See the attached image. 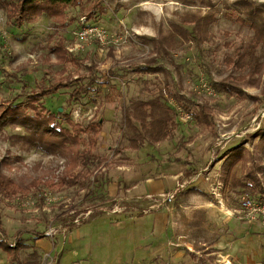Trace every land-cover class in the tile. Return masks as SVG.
I'll use <instances>...</instances> for the list:
<instances>
[{
	"label": "rangeland",
	"instance_id": "obj_1",
	"mask_svg": "<svg viewBox=\"0 0 264 264\" xmlns=\"http://www.w3.org/2000/svg\"><path fill=\"white\" fill-rule=\"evenodd\" d=\"M79 2V6L67 11L68 22L73 19L67 28H60L58 21L47 16L34 24L12 27L7 11L0 7V115L11 103L27 108L28 96L56 83L64 67V76L95 79L90 91L79 100L69 101L71 88L42 98L40 104L59 116L69 114L74 123L84 128L90 122L98 123L101 134L95 153L102 160L88 189L45 183L52 174L62 171L66 161L17 140L15 136L25 134L20 126L8 125L1 130L2 172L23 186L39 178L43 181L19 195L0 197V228L5 231L0 240L16 247L17 232L22 231L20 240L26 245L16 257L0 249V264H160L159 260L130 259L134 248L133 243L127 245L126 236L133 224L116 226L111 219L131 212L144 216L156 205L154 198H130L124 191L109 196L105 187L121 178L133 154L124 150L125 108L131 102L156 97L174 109L178 123L175 137L168 139L171 143L165 150L172 153L190 149L185 159L198 169L188 171L186 187L181 190L186 192L188 186L202 179L198 188L193 186L201 195L194 194L193 202L187 203L189 199L183 192L174 204L178 210L179 203L189 204L190 210L197 204H204L206 209L203 219L207 237L194 234L197 243H192L191 253L186 251L194 257L187 256L176 264H264V141L256 137L264 129V74L259 83L245 80L240 86L242 96L219 93L212 87L234 71L226 59L234 58L237 50L254 37L248 6L264 10V0ZM207 15L211 19L199 44L192 36L184 40L176 33L174 25L192 32L195 23L191 17ZM239 18L247 24H241ZM86 27L104 34L79 35ZM171 34L175 38L167 48L169 56L157 55L155 42ZM59 37L65 40L77 65L57 63L51 47ZM258 55L264 57V47L259 48ZM145 67H159L162 71L146 72L142 70ZM113 86L120 98L115 96V101L108 103L107 95ZM203 106L211 109L210 126L196 124L192 116ZM188 144H192L190 148ZM240 144L245 159L236 166L233 176L248 184L249 173L256 175L261 188L255 194L233 186L232 179L226 181L221 164L217 168L221 178L213 167L224 153ZM216 186L220 188L217 196L206 191ZM245 199L252 203L250 210L243 206ZM210 202L214 205L207 208ZM222 203L224 211L228 209L233 217L228 218L227 226L219 224L225 216ZM203 239L206 246L202 245ZM210 252L214 254L205 256Z\"/></svg>",
	"mask_w": 264,
	"mask_h": 264
},
{
	"label": "trees",
	"instance_id": "obj_2",
	"mask_svg": "<svg viewBox=\"0 0 264 264\" xmlns=\"http://www.w3.org/2000/svg\"><path fill=\"white\" fill-rule=\"evenodd\" d=\"M241 2L247 5L246 2ZM79 5V0H0V7L7 11L10 25L17 28L23 24H34L42 16H47L58 21L60 28H67L73 23V19L68 22L67 11L70 7H77ZM98 6L99 3H96L95 7ZM248 7L249 11L247 14L251 17L250 29H252L254 37L248 45L237 50L234 58L226 59V64L232 67L234 71L223 80L212 84L216 92L242 96L244 94L240 87L242 83L247 79L249 83H259L260 78L264 74V57L258 55L259 48L264 47V16H262L264 10L253 8L252 6ZM102 12H104V9H102ZM88 18H92V16L89 15ZM209 19H211L210 15L202 18L192 16L191 22L195 23L192 32H188L178 25H174V28L176 29V33L180 34L184 40H188L189 36H192L193 40L199 44L203 41L204 37L202 35L209 26ZM238 20L244 25L248 22L241 18ZM184 22L190 23L186 19ZM78 25L80 26V24ZM174 38L175 36L171 34L158 39L155 42L154 48L157 55L160 54V56L165 55L168 57L167 48L171 47V42ZM64 41L63 38L59 37L51 47L52 53L56 56L57 63L64 66L68 64L77 65V60L70 55L64 45ZM65 70L64 67L61 71L63 74L56 83L49 87L40 88L37 93L29 95L27 108L22 104L11 103L7 105L0 115V132L8 125L20 126L23 128L25 134L21 135V137L15 136L17 140L66 161L62 171L58 172V175L52 174L44 181L45 183L55 184L54 182H57V185L63 187L85 190L89 188L91 177L102 161L99 155L95 153L101 134L99 124L90 122L84 128L81 124L74 123L70 119L69 114L63 113L59 116V114L48 112L40 104L42 98L55 95L63 89L71 88L73 90L69 93V101L79 100L96 83L95 79L89 80L83 77L73 79L70 74L64 76ZM142 70L146 72L162 71L159 67L156 69L145 67ZM239 70H245L246 73L239 74L236 72ZM256 77L258 79H255ZM110 93L106 99L108 103H113L115 96L120 98V94L114 86L110 87ZM186 110L189 109L186 108ZM210 111L209 107L203 106L199 111L194 112L192 116L196 124L210 126ZM123 118L126 129L124 139L127 142L124 150L138 151L144 148L145 144L155 146L160 142L175 137L178 129L174 109L161 97L148 101L131 102L129 107L125 108ZM256 137H261L260 141H264V129L259 131ZM242 146L243 144H240L231 148L220 159V161L224 160L222 166L223 175L226 181L232 179L233 186H242L245 190L255 194V190L261 188L256 175L249 173L248 180L250 183L248 184L242 183L233 176L236 166L244 162L245 159L244 148ZM42 181L43 179L39 178L23 186L5 175L0 168V197L19 195L25 189L30 190L33 187H38ZM22 234V231L17 232L16 247H13L5 239L0 240V249L16 257V254L21 249L26 248V245L20 240ZM0 235L5 236V231L2 228H0ZM39 236L43 237L41 234ZM34 254L36 256V253Z\"/></svg>",
	"mask_w": 264,
	"mask_h": 264
},
{
	"label": "crops",
	"instance_id": "obj_3",
	"mask_svg": "<svg viewBox=\"0 0 264 264\" xmlns=\"http://www.w3.org/2000/svg\"><path fill=\"white\" fill-rule=\"evenodd\" d=\"M170 143L171 141L165 140L155 146L146 144L144 148L138 151L126 150L133 154L124 167L125 173L120 172V179L122 180L119 179L120 181H115V183L112 180L105 185L109 196H117L121 191H124L130 198L153 197L156 200V202L152 201L156 205H154L151 212L144 213V216L131 212L132 214L126 213L111 218L115 221L116 226H126L128 223L133 224V229H130L126 236L127 245L131 246L130 244L133 243L131 247L134 248L133 257L130 259H138V261L159 260L160 264H176V262L178 263L190 256L193 251L192 243H197L194 240L196 236L202 233L207 237V232L204 230L208 229L203 219L206 210L204 209V204L193 206L192 211L189 204H187L193 202L194 194L201 195L193 186L198 188L197 184L202 179L198 180L194 185L188 186L186 192L182 191V189L178 193L177 196H181L180 194L185 192L183 196L187 195L185 199H189L186 204L180 205L179 203L177 205L181 208L180 210L174 204L177 200L168 205L160 203L161 195L173 192L181 185L186 187L184 181L188 177V171L198 170L195 165L185 159L190 149H187L188 152L184 149L180 152L176 150L170 153L165 150V146ZM192 144H188L187 148H190ZM219 161L220 159L213 166L214 168L217 169L221 164L222 169L224 161ZM117 169H122V167H117ZM217 170V176L221 178V171L220 169ZM214 187L205 190L209 194L213 193V195L217 196V193H220L218 191L220 188L216 186L214 189ZM213 205L210 202L207 208H211ZM222 205H224V208H221L223 210L221 212H224L225 216L221 218L219 224L220 226L223 224L227 226V224H230L228 218L233 217L228 214V209L224 211L225 204L222 203ZM181 215H183V218H181ZM202 242V245L206 246V240L203 239ZM186 251L190 253L188 254ZM213 254L210 252L205 256Z\"/></svg>",
	"mask_w": 264,
	"mask_h": 264
},
{
	"label": "built area",
	"instance_id": "obj_4",
	"mask_svg": "<svg viewBox=\"0 0 264 264\" xmlns=\"http://www.w3.org/2000/svg\"><path fill=\"white\" fill-rule=\"evenodd\" d=\"M83 22H84V20H82V24H84ZM81 31L82 32H80L79 35L82 34V33L88 34V33H96V32L99 33V34H104L103 31H100V30H98L96 28H92V27L91 28L86 27V29L81 30ZM199 174H201V173H199ZM184 187H185L184 185H181L175 191L161 195V201H160V203L161 204L164 203L165 205L174 203V201L176 200V197H177L178 193ZM149 198L152 199L153 197H149ZM152 200L156 202V200H154V199H152ZM242 203H243V206L244 207L249 208L247 210H250V208H252L251 201L245 199ZM145 213H146V211H145ZM137 264H139V263H137ZM151 264H153V263H151Z\"/></svg>",
	"mask_w": 264,
	"mask_h": 264
}]
</instances>
